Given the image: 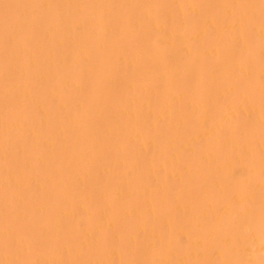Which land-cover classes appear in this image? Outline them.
Segmentation results:
<instances>
[{
  "label": "bare ground",
  "instance_id": "1",
  "mask_svg": "<svg viewBox=\"0 0 264 264\" xmlns=\"http://www.w3.org/2000/svg\"><path fill=\"white\" fill-rule=\"evenodd\" d=\"M45 1L0 0V109L42 127L29 154L15 124L0 160L27 197L47 181L23 201L0 167L3 233L29 234L0 242V264H264V0ZM96 11L98 38L65 35Z\"/></svg>",
  "mask_w": 264,
  "mask_h": 264
},
{
  "label": "rangeland",
  "instance_id": "2",
  "mask_svg": "<svg viewBox=\"0 0 264 264\" xmlns=\"http://www.w3.org/2000/svg\"><path fill=\"white\" fill-rule=\"evenodd\" d=\"M48 1H50V0H46L45 2L46 3H48ZM53 1L54 0H52V3H53ZM54 3H55V1H54ZM56 3H58V1H56ZM70 4L72 5V7H77V4H79V3H76V0H70ZM80 7V6H79ZM79 11V10H78ZM65 15H66V13L64 14V13H62V16H61V18H58L57 19V17L55 18V21H56V23H57V26H62L64 23H65ZM94 16H95V18H96V16L98 17V18H101V20H100V22L99 23H95V24H93L92 26H88V25H86V26H83L82 27V25H81V23H80V26H77V27H75L74 28V26H72V25H69L70 27H68L67 29H69V31L67 30L66 32V36L67 37H69V36H71V35H73V34H80V33H84V32H86V33H89V35L92 37V38H98L101 34H102V28L104 27V26H109L110 25V23H111V18H110V16H105V17H102L101 15H100V13H99V11H96V13L94 14ZM12 16H8V19H10ZM139 26H140V23H136V25H134V26H132V28H131V30H136L137 28H139ZM237 28H240V25L239 26H237ZM48 30H50V29H48ZM48 32V31H47ZM14 43H15V40L13 41V43H12V45H11V47H14ZM90 52L91 51H89V53H84V54H79L78 56H74V54H72V53H64V54H62L61 55V57H67V58H70V60H74V59H77V58H79V57H86L87 55H89L90 54ZM28 65V64H27ZM30 67H31V70H30V72H32V73H39V74H41V76H44L43 75V73H42V70L40 69V65H38L37 66V68H36V66H34V64H33V62H31V64H30ZM40 69V70H39ZM41 72V73H40ZM45 74V73H44ZM22 80V79H21ZM23 82H24V80H22ZM12 85H14V86H18V85H20L19 84V82H17V81H15V82H12ZM30 85V82L28 83V82H26V87H28ZM137 89H140L139 87L137 88ZM29 92V91H28ZM45 93V92H44ZM255 93V92H254ZM40 94H43V92L42 93H40ZM34 96H36V95H34ZM34 96H33V98H34ZM40 108H41V111H42V113H44V114H46V106H45V104L41 101V99H40ZM5 109H0V144L6 139V137H7V131L8 130H10V132H11V130H12V132L14 133L15 131H13L14 130V125L15 124H22L23 122H25V121H27L26 123L29 125V133L27 134L29 137H31V138H29L28 136V140H29V147H27L26 149L25 148H20V153H19V155H22V154H24L25 152H24V149L28 152L29 151V154H30V151H31V147L33 146V143L35 142V140H36V138H38L37 139V141L39 142V136L38 137H35V136H37L39 133H40V129L42 130V127L39 125L41 122L39 121H34L32 118H29V117H26L25 119H24V117L25 116H23V118H21V117H17V114L14 112V111H4ZM6 116V117H5ZM7 117H11L12 119H13V125L11 126L8 122H7V120L9 119H7ZM42 120L44 121V122H46V117H43L42 118ZM7 124H9V125H7ZM44 132H45V130H44ZM42 134V133H41ZM140 135V138L142 139V140H151L153 137H155V133L154 132H152V131H150V132H142V133H140L139 132V134H138V136ZM35 137V138H34ZM33 139V140H32ZM36 141V142H37ZM152 141V140H151ZM28 142V141H27ZM35 142V143H36ZM1 146V145H0ZM28 146V145H27ZM4 153V155L3 156H1V160H0V167H2V169H5L6 170V173L8 172L9 174H8V176H7V180L5 181V183H4V185H6L7 187H8V189L9 190H14V194L16 195V197L17 196H19L20 198H21V200H28L29 198H33L34 200H35V198H40L39 196L41 195V192H40V190H42V188H43V186L44 185H46V183H47V181H46V183H43V181H37L36 183H35V186L32 188V191L31 190H29V195H28V197L27 196H25V195H23L24 194V191H25V189L23 190V192H21L20 191V188H18L19 186H18V182H19V178H18V176H19V173H18V171L16 170V167H15V163H14V161H11V160H8V158H7V156H6V152L5 151H2V154ZM155 156V155H154ZM5 174V173H4ZM62 189H63V187H62ZM58 190V189H57ZM59 190H61V189H59ZM58 190V191H59ZM20 191V192H19ZM4 192V194H7V193H5V190L3 191ZM56 192V191H55ZM73 192H75L74 193V195L72 194V196H71V200L73 199V197H75V196H77L76 197V199H74V200H77V202H81L80 203V205H83L84 204V202H83V199L85 198L84 196L83 197H81L80 196V194H79V192H80V190L78 189V190H76V191H73ZM86 196H90L89 194H86ZM36 200H38V199H36ZM43 204H39V206L37 207L39 210H41V212H39L40 214V216L38 217V218H40V219H46V217L48 216V213L50 212V210H52L53 209V206L55 205V201H52V202H48L47 200H43ZM86 202H88L89 204L87 205V206H84L83 208H82V210H83V213H87V211H91L88 207L89 206H92L94 203H95V200H93V199H91L90 198V201H86ZM24 208V207H23ZM82 212V211H81ZM24 214V213H23ZM81 215H82V213H81ZM87 215V214H86ZM20 218H21V221L24 219L25 220V218H27V215H22V217H20V215H17V216H14V217H11V218H9V220L7 221V224L6 225H14V224H17L19 221H20ZM5 226V225H4ZM4 226H0V242L2 243V242H5V238H7V239H17V245H15L14 247H9V248H6V249H4L3 250V252L5 251V250H7V249H14V248H21L22 246H26L27 247V245H28V240L25 238H23L22 236H26L25 234H28L27 232H24V233H15V232H10V230H9V233L7 234V235H4V233H7L8 232V229L7 228H5L4 229ZM4 232V233H3ZM3 233V234H2ZM29 235V234H28ZM14 244H12V246H13ZM19 246H21V247H19ZM51 247H53L52 245H50L49 246V248L51 249V250H53ZM162 247L163 246H161V245H159V246H156L155 248H153V249H151L150 251L152 252L153 250V252L154 253H156V250L157 249H159V250H161L162 249ZM48 248V249H49ZM66 248H67V246H66ZM44 251H46V249H44ZM79 251V250H78ZM78 251H77V253H78ZM150 252V254H152ZM27 255L26 256H30L31 257V255L33 254V253H39V250L37 249V250H31V249H29V251H27ZM113 253H115L114 255H115V258H114V261L115 262H118V261H120V259H121V256H119V254H118V251H114ZM123 257H124V259H127L129 256H128V253L127 254H124L123 255ZM98 258H96V259H92L93 260V262L95 261V260H97Z\"/></svg>",
  "mask_w": 264,
  "mask_h": 264
}]
</instances>
